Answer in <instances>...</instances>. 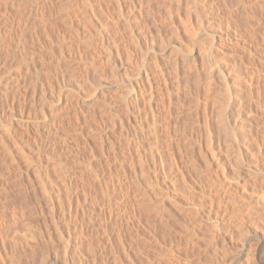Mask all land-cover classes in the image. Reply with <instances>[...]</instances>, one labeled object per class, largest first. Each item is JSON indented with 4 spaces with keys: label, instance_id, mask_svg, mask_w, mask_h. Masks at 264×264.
<instances>
[{
    "label": "rangeland",
    "instance_id": "rangeland-1",
    "mask_svg": "<svg viewBox=\"0 0 264 264\" xmlns=\"http://www.w3.org/2000/svg\"><path fill=\"white\" fill-rule=\"evenodd\" d=\"M116 2L0 0V264H254L264 0H127L124 12ZM147 73L158 106L140 90ZM153 129L175 170L158 162L160 185L181 176L175 201L155 196Z\"/></svg>",
    "mask_w": 264,
    "mask_h": 264
},
{
    "label": "bare ground",
    "instance_id": "bare-ground-1",
    "mask_svg": "<svg viewBox=\"0 0 264 264\" xmlns=\"http://www.w3.org/2000/svg\"><path fill=\"white\" fill-rule=\"evenodd\" d=\"M115 1L118 2V3L116 2L115 5L118 4V6L120 7L121 12H124V9H125L126 6H127V7H130V6L127 5V0H115ZM129 1H130V0H129ZM40 3H41V2H40ZM129 3H130V2H129ZM131 3H132V2H131ZM173 3H174V2H173ZM177 3H178V2H177ZM129 5L132 6L133 4H129ZM23 7H24V6H23ZM25 7H26V6H25ZM132 7H133V6H132ZM170 7H171V6H170ZM170 7H169V8H170ZM28 8H30V7H28ZM28 8H27V9H28ZM36 8H37V7H36ZM169 8H168V9H169ZM202 9H203V8H202ZM25 10H26V9H25ZM36 10H37V9H36ZM120 10H119V11H120ZM27 11H28V10H27ZM30 11H31V10H30ZM30 11L28 12V13H29V16L27 15L28 17L32 16L31 14H33V13H31ZM126 11H127V10H126ZM139 11H141V10H139ZM167 12H168V11H167ZM170 12H172V8H171V11H170ZM24 13L27 14V12H24ZM131 13H132V11H131ZM168 13H169V12H168ZM192 13H193V11H192ZM25 14H23V15H25ZM171 14L174 16L173 13H171ZM23 15H22V16H23ZM25 16H26V15H25ZM123 16H124V14H123ZM168 16H169V15H168ZM28 17H27V18H28ZM164 17H165V16H164ZM166 17H167V15H166ZM166 17H165V18H166ZM170 17H171V15H170ZM27 18H26V19H27ZM23 19H25V18L23 17ZM28 19H29V18H28ZM173 19H174V18H173ZM197 19H198V18H197ZM20 20H21V19H20ZM164 20H165V19H164ZM168 20H169V19H168ZM20 22H21V21H20ZM175 22H177V21H175ZM192 23H193V22H192ZM194 23H195V22H194ZM18 24H19V22H18ZM18 24H17V25H18ZM170 25H171V24H170ZM195 25H196V24H195ZM19 26H20V25H19ZM176 26H177V25H176ZM189 27H190V26H189ZM198 27H199V26H198ZM198 27H197V28H198ZM174 28H175V27H174ZM18 29H19V28H18ZM172 29H173V27H172ZM174 30H176V29H174ZM179 35H180V34H179ZM167 39H168V38H167ZM172 39H173V38H172ZM162 40H163V39H162ZM172 41H174V40H172ZM175 42H176V41H175ZM171 44H172V43H171ZM203 44H204V43H203ZM162 45H163V44H162ZM210 45L213 46V43L210 42ZM212 46H211V47H212ZM205 50H206V49H205ZM210 52H211V51H210ZM213 53H214V52H213ZM206 55H207V54H206ZM211 55H213V54H211ZM211 55H209L210 57H209L208 60L206 59L207 57L204 56L205 60H206L207 62H209V65H212V63H213V60H212V58H211ZM25 56H26V55H25ZM207 56H208V55H207ZM95 57H96V56H95ZM5 58H6V57H5ZM183 59H184V58H183ZM213 59H214V58H213ZM176 60H177V59H176ZM205 60H204V61H205ZM177 61H178V60H177ZM192 61H193V60H192ZM179 63H180V62H179ZM173 64H174V63H173ZM173 64H172V65H173ZM181 64H182V63H181ZM181 64H178V63L176 62V64H175V69H174V71H173V74H175V77H176V78H175V79H176V82H175V88H176V93H177V95H178V96H181L182 94H184V96H185L187 91H186V87L183 86V83H182L183 80H182V78H181V76H182L184 73L181 75V72H180V70H179V68H180L179 66H180ZM207 64H208V63H207ZM178 65H179V66H178ZM215 65H216V64H214V67H215ZM182 66H183V65H182ZM178 67H179V68H178ZM170 70H171V69H170ZM182 70H183V69H182ZM148 71H149V70H148ZM153 71H155V70H153ZM156 71H157V70H156ZM161 71H162L161 69H158V71H157V75H158V74H161V73H160ZM168 72H169V70H168ZM154 73H156V72H154ZM209 73H210V72H209ZM197 74H198V73H197ZM207 74H208V73H207ZM170 75H171V73H170ZM209 75H210V74H209ZM148 76H149V74L147 73V76L145 77V78H146L145 80H146L147 83H148V86H147V87H148V88H147L148 90H147L146 88H142V89H140V90L142 91V93H144V92H146V91H149V92H150V94H149V95H150V97H149L150 99H148L149 101H148V100H147V101L150 102V104H151V102H153V101L155 102V101H156V104H157V101H158V100H156V98H157L158 94H161V92H162L163 90L161 91L162 88H159V84H160V83H159L158 78H157V80H154V81H153L152 79H149ZM161 76H162V75H161ZM168 76H169V75H168ZM173 76H174V75H173ZM197 76H198V75H197ZM170 77H171V76H170ZM183 77H184V76H183ZM186 77H188L187 74H186ZM198 77H199V76H198ZM199 78H200V77H199ZM154 79H155V78H154ZM171 79H172V77H171ZM196 79H197V78H196ZM188 80H189V79H188ZM198 80H199V79H198ZM198 80H197V81H198ZM146 81H144L143 83H145ZM161 81H162V80H161ZM172 81H173V80H172ZM141 82H142V81H141ZM185 82H186V81H185ZM201 82H202V81H201ZM201 82H200V83H201ZM169 83H170V82H169ZM139 84H140V83H139ZM172 84H173V82H172ZM190 84H191V83H190ZM163 85H165V83H164ZM198 85H199V84H198ZM167 86H168V85H167ZM141 87H142V86H141ZM143 87H144V86H143ZM161 87H162V86H161ZM168 87H169V86H168ZM168 87H167V88H168ZM170 87H171V86H170ZM188 87L192 88V87L189 86V85H188ZM197 87H198V86H197ZM126 88H127V87H126ZM206 88H207V87H206ZM169 89H170V88H169ZM169 89H168V90H169ZM196 89H197V88H196ZM165 90H166V88H165ZM168 90H167L168 99H169V101H172V100L174 99V94L172 93V90H170V91H168ZM190 90H191V89H190ZM190 90H189V91H190ZM192 90H193V89H192ZM199 90H200V87H199ZM138 91H139V90H138ZM160 91H161V92H160ZM197 91H198V89H197ZM202 91H203V90H202ZM165 92H166V91H165ZM198 92H199V91H198ZM7 93H8V92H7ZM126 93H127V92H126ZM147 93H148V92H147ZM191 93H193V92H191ZM201 93H202V92H201ZM134 94H135V95L132 96L134 100H132V101L138 102V100H139L138 93H137V92H134ZM5 95H6V94H5ZM187 95H188V94H187ZM189 95H191V94L189 93ZM143 96H144V95H143ZM163 96H165V95H163ZM2 97H3V96H2ZM6 97H7V96H6ZM6 97H5V98H6ZM196 97H197V96H196ZM7 98H8V97H7ZM187 98H188V97H187ZM227 98H228V97H227ZM3 99H4V98H3ZM157 99H158V98H157ZM168 99H167V100H168ZM184 99H185V98H184ZM191 99H192V98H191ZM159 100H160V99H159ZM174 100H176V99H174ZM196 100H197V99H196ZM177 101H178V100H177ZM197 101H198V100H197ZM228 101H229V100H228ZM130 102H131V101H130ZM154 102H153V103H154ZM172 102H173V101H172ZM183 102H184V101H183ZM139 103H140V102H139ZM164 103H165V102H164ZM167 103H168V102H167ZM189 103H190V102H189ZM128 104H129V102H128ZM128 104H127V105H128ZM134 104H135V103H133V105H134ZM179 104H180V103H179ZM190 104H191V103H190ZM222 104H223V103H222ZM224 104H225V103H224ZM3 105H4V104H3ZM127 105H126V106H127ZM151 105H152V104H151ZM154 105H155V103H154ZM154 105H153V106H154ZM168 105H169V104H168ZM180 105H183V104H180ZM188 105H189V104H188ZM157 106H158V104H157ZM166 106H167V105H166ZM176 106H177V105H176ZM230 106H231V105H230ZM1 107H2V106H1ZM154 107H155V106H154ZM183 107H184V106H183ZM225 107H226V106H225ZM128 108H129V109H132V108H134V107H130V106H128ZM135 108H136V107H135ZM163 108H164V107H163ZM223 108H224V107H223ZM1 109H2V108H1ZM126 109H127V107H126ZM139 109H140V108H137V110H139ZM174 109H175V107H174ZM134 110H136V109H134ZM134 110H133V111H134ZM154 111H155V110H154ZM204 111H205V110H204ZM131 112H132V111H131ZM163 112H164V111H163ZM168 112H169V111H168ZM205 112H206V111H205ZM136 113H137V111H136ZM141 113H142V112H141ZM141 113H138V114H141ZM146 113H147V112H146ZM201 113H202V112H201ZM221 113H223V112L221 111ZM221 113H220V115H221ZM138 114H136V115H138ZM142 114H143V113H142ZM142 114H141V115H142ZM156 114L158 115V113H156ZM146 115H147V114H146ZM223 115H224V113H223ZM165 116H166V115H165ZM224 116H225V115H224ZM159 117H160V116H159ZM159 117H158V118H159ZM201 117H202V116H201ZM229 117H230V116H229ZM127 118H129V117H127ZM137 118H138V116H135V120H136V122H137V120H138ZM171 118H172V117H171ZM224 118H225V117H224ZM139 119L141 120V118H139ZM153 119H154V121L156 120V118H153ZM229 119H230V118H229ZM168 120L171 121V119H168ZM223 120H224V119H223ZM128 121H130V119H128L127 122H128ZM217 121H218V120H217ZM136 122H135V123H136ZM157 122H158V121H157ZM159 122H160V121H159ZM209 122L212 123V121H209ZM220 122H221V120H220ZM220 122H219V123H220ZM128 123H129V122H128ZM139 123H140V121H139ZM170 123H171V122H170ZM202 123H204V120H203V122H201V125H202ZM205 123L207 124V122H205ZM130 124H131V123H130ZM206 124H205V125H206ZM225 124H226V122H225ZM139 125H140V124H139ZM128 126H129V125H128ZM168 126H169V125H168ZM174 126H175V125H174ZM203 126H204V125H203ZM219 126H220V125H219ZM136 127H137V126H136ZM157 127H158V126H157ZM220 127H221V126H220ZM138 128H139V127H138ZM183 128H185V127H183ZM204 128H205V130H206L208 127L206 126V127H204ZM133 129H134V128H133ZM133 129H132V130H133ZM136 129H137V128H135V131H134L133 133H132V132H131V133H132V135L134 134V135H137V136H138V130H136ZM141 129H142V128H141ZM165 129H166V128H165ZM200 129H201V128H200ZM208 129H209V128H208ZM223 129H224V127H223ZM125 130H126V129H125ZM156 130H157V129H153V130H152V131H154V133H155V134H153V135L156 136V137L154 138V140H155V142H154V144H155V151L153 150L154 153L152 152V153H153V156H152V157H153V165H154V168H155V172H154V173H155V180H156V183H157L158 185H160V184H161V183H160V180H161V178H162L163 176H161V175H162V174H161V171H162V170L159 169L160 166L158 165V162L161 163L162 165H163V163H164V165H165V162H166V164H167L166 167L168 166V162H167V160H166V161L164 160V156H163V154H162L163 152L161 153V151H160V149H159L160 139H159V136L156 135ZM175 130H176V129H175ZM185 130H186V129H185ZM201 130H203V129H201ZM225 130H226V129H225ZM157 131H158V130H157ZM159 131H160V130H159ZM159 131H158V132H159ZM190 131H191V130H190ZM223 131H224V130H223ZM129 132H130V131H129ZM129 132H128V133H129ZM158 132H157V133H158ZM176 132H177V131H176ZM201 132H202V131H201ZM207 132H209V131H207ZM212 132H213V131H212ZM131 133H130V134H131ZM126 134H127V132H126ZM126 134H125V135H126ZM158 134H159V133H158ZM201 134H202V133H201ZM207 134H209V133H207ZM132 135H131V136H132ZM134 135H133V136H134ZM141 135H142V134H141ZM163 135H164V134H163ZM170 135H171V134H170ZM133 136H132V137H133ZM180 136H181V135H180ZM206 136H207V135H206ZM206 136H205V137H206ZM127 137H128V135H127ZM135 137H136V136H135ZM207 137H209V136H207ZM130 138H131V137H130ZM133 138H134V137H133ZM173 138H174V137H173ZM182 138H183V137H182ZM202 138H203V137H202ZM209 138H211V136H210ZM209 138H207V139H209ZM136 139H137V138H136ZM136 139H135V140H136ZM170 139H171V138H170ZM214 139H215V138H214ZM214 139H213V140H214ZM211 140H212V139H211ZM128 141H129V140H128ZM184 141H186V140H184ZM182 142H183V141H182ZM210 142H211V141H210ZM214 142H215V141H214ZM114 146H115V145H114ZM190 146H191V145H190ZM135 147H136V146H135ZM153 147H154V146H153ZM194 147H195V146H194ZM196 147H198V146H196ZM167 148H169V147H167ZM161 149H162V148H161ZM172 149H173V148H172ZM172 149H171V150H172ZM200 149H201V148H200ZM113 150H114V148H113ZM116 150H117V149H116ZM116 150H114V151H116ZM173 150H174V149H173ZM191 150H192V149H191ZM193 150H194V148H193ZM135 151H136V150H135ZM164 151H165V150H164ZM174 151H176V150H174ZM116 152H117V151H116ZM209 152H210V151H209ZM172 153H173V152H172ZM174 153H175V152H174ZM174 153H173V154H174ZM113 154H114V153H113ZM139 154H140V153H139ZM165 154H166V153H165ZM179 154H180V152H179ZM214 154H215V153H212V155H214ZM116 155H117V154H116ZM116 155H115V156H116ZM151 155H152V154H151ZM170 155H171V154H170ZM247 155H249V153H248V149H247V148H245V149H241V150H238V156H237V157H239L240 159L246 157ZM140 156H141V155H140ZM214 156H215V155H214ZM138 157H139V156H138ZM179 157H180V156H179ZM117 158H118V157H117ZM139 158H140V157H139ZM174 158H176V157H174ZM165 159H166V158H165ZM240 159H239V160H240ZM246 160H247V159H246ZM248 160H249V159H248ZM175 161H176V159H175ZM243 161H244V160H243ZM240 162H241V161H240ZM246 162H247V161H246ZM176 163H177V162H176ZM238 163H239V161H238ZM172 164H173V162H172ZM177 164H178V163H177ZM177 164H176V167H177ZM180 164H181V163H180ZM124 165H125V164H124ZM162 165H161V166H162ZM127 166H128V165H127ZM158 166H159V167H158ZM183 166H184V165H183ZM125 167H126V166H125ZM125 167L122 166V168H125ZM164 167H165V166H164ZM171 167H172V166H171ZM171 167L169 168V166H168V168H169V170H170V172H171V175H173L172 172L175 171V170H174L173 168H171ZM127 169H128V168H127ZM161 169H162V168H161ZM163 169H164V168H163ZM166 169H167V168H166ZM166 169H165V170H166ZM172 169H173V170H172ZM175 169H176V168H175ZM178 170H179V169H178ZM123 171L125 172L126 170L124 169ZM166 171H167V170H166ZM163 172H164V170H163ZM170 172H169V173H170ZM183 172H184V171H183ZM230 172H231V171H230ZM233 172H234V171H233ZM126 173H127V171H126ZM173 173H174V172H173ZM179 173H181V172H179ZM231 173H232V172H231ZM167 174H168V173H167ZM176 174H177V173L175 172V174H174V178L172 179V181L170 180L171 183H169L170 185L168 184V185H169L168 187H167V186H166V187H163L164 185H163V186L160 185L159 189H158L157 191L155 190L156 195H155V194H154V195L156 196V198H158L157 196H159V198H160V197H161V198H165V197H167L168 200H170V199L173 200V199H174L173 201H175V199H177V198H175L176 195L173 194V190H172V189L176 187V184L178 185V180H180L181 178H179L180 174H179L178 176H177ZM238 174H239V173H238ZM171 175H170V176H171ZM181 175H182V173H181ZM226 175H227V174H226ZM170 176H168V177L170 178ZM227 176H228V175H227ZM171 177H172V176H171ZM180 177H181V176H180ZM183 180H184V179H183ZM162 181H163V180H162ZM216 181H217V179H216ZM179 182H180V181H179ZM159 198H158V199H159ZM263 198H264V197H263ZM263 198H262V199H263ZM156 200H157V199H156ZM159 200H160V199H159ZM161 200H162V199H161ZM166 201H167V199H166ZM260 201H261V200H260ZM72 202H73V201H72ZM72 202H71V204L74 203V202H73V203H72ZM158 202H160V201H158ZM158 202H157V203H158ZM174 203H175V202H174ZM176 203H177V201H176ZM164 204H165V203H164ZM166 204H167V203H166ZM160 205H161V204H160ZM160 205H159V206L157 205V208H158V207H161ZM70 206H71V205H70ZM162 206H163V205H162ZM165 206H166V205H165ZM260 206H261V205H260ZM71 207H72V206H71ZM262 207H263V206H262ZM167 208H169V207H167ZM174 208H175V207H174ZM159 209H160V208H159ZM161 209H163V207H162ZM170 209H171V206H170ZM172 209H173V207H172ZM176 209H177V208H176ZM263 209H264V208H263ZM163 210H165V209H163ZM161 211H162V210H161ZM166 211H167V210H166ZM172 211H173V210H172ZM253 212H254V211H253ZM261 212H263V211H261ZM168 213H169V211H168ZM174 213H175V212H173V214H174ZM170 214H171V212H170ZM255 214H256V213H255ZM257 214H258V213H257ZM164 216H165V215H164ZM167 216H168V215H167ZM167 216H165V217H167ZM171 216H172V215H171ZM173 216H174V215H173ZM254 216H255V215H254ZM254 216H253V217H254ZM162 217H163V216H162ZM251 218H252V217H251ZM169 219H170V218H169ZM252 219H253V218H252ZM248 220H249V219H248ZM251 221H252V220H250V222H251ZM240 222H241V220H240ZM243 222H244V221H243ZM252 223H253V222H252ZM170 224H171V223H170ZM238 226H240V225H238ZM247 226H248V225H247ZM241 228H243V226H241ZM250 228H251V227H250ZM254 230H255V229H254ZM258 231H259V230H258ZM247 232H248V231H247ZM254 232H255V231H254ZM67 233H68V232H67ZM70 233H71V232H70ZM80 233H81V232H79V234H80ZM82 233H83V232H82ZM250 233H251V232H250ZM68 234H69V233H68ZM68 234H67V235H68ZM72 234H75V233H72ZM246 234H247V233H246ZM263 235H264V234H263ZM68 236L70 237L71 234H69ZM74 236H75V235H74ZM74 236H73V237H74ZM246 236H247V235H246ZM71 237H72V236H71ZM67 239H68V238H67ZM69 239H70V238H69ZM72 240H73V238H72ZM76 240H78V237H77ZM76 240H73V241H76ZM69 241L71 242V240H69ZM78 241H79V240H78ZM78 241H77V242H78ZM81 242H82V240H81ZM250 242H251V241H250ZM67 245L69 246V244H67ZM77 245H78V243H77ZM66 247H67V246H66ZM66 247H65V250L67 251L68 248L66 249ZM77 248H78V247H77ZM258 249H259V247H258ZM77 250H78V249H77ZM66 251H65V252H66ZM69 251H70V250H69ZM243 252H244V250H241V251L239 252L238 259L241 258V255H242ZM253 252H254V251H253ZM240 254H241V255H240ZM253 254H254V253H253ZM250 258H251V260L253 261L254 264H257V263H258V264H263L262 262H263L264 256H263L262 253L255 254L254 256H250V255L248 254V255H247V260H250Z\"/></svg>",
    "mask_w": 264,
    "mask_h": 264
}]
</instances>
